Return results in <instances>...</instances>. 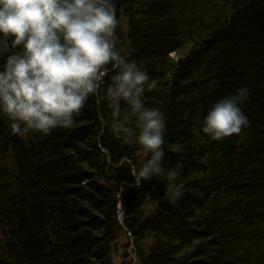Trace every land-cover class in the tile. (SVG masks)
I'll use <instances>...</instances> for the list:
<instances>
[{"label":"trees","instance_id":"trees-1","mask_svg":"<svg viewBox=\"0 0 264 264\" xmlns=\"http://www.w3.org/2000/svg\"><path fill=\"white\" fill-rule=\"evenodd\" d=\"M120 46L143 64L166 119L168 181L135 183L145 158L100 122L92 97L70 129L14 135L0 116V264H264V0H116ZM247 87L248 125L197 135L208 107ZM121 226L130 230L124 232Z\"/></svg>","mask_w":264,"mask_h":264},{"label":"clouds","instance_id":"clouds-1","mask_svg":"<svg viewBox=\"0 0 264 264\" xmlns=\"http://www.w3.org/2000/svg\"><path fill=\"white\" fill-rule=\"evenodd\" d=\"M116 0H0V116L14 135L70 129L92 97L108 110L100 122L144 153L137 186L168 183L169 202L183 195L177 169H166V119L145 102L158 81L120 46ZM247 87L211 104L197 135L222 141L248 125Z\"/></svg>","mask_w":264,"mask_h":264},{"label":"rangeland","instance_id":"rangeland-1","mask_svg":"<svg viewBox=\"0 0 264 264\" xmlns=\"http://www.w3.org/2000/svg\"><path fill=\"white\" fill-rule=\"evenodd\" d=\"M118 251L116 253V257L114 258V264H120L124 259V257L128 256L129 260H132V254L130 252V245L132 244V239L122 236L119 238L118 241Z\"/></svg>","mask_w":264,"mask_h":264},{"label":"bare ground","instance_id":"bare-ground-1","mask_svg":"<svg viewBox=\"0 0 264 264\" xmlns=\"http://www.w3.org/2000/svg\"><path fill=\"white\" fill-rule=\"evenodd\" d=\"M121 228H122V230L124 231V232H128V230H130L128 227H125V226H121ZM128 229V230H127Z\"/></svg>","mask_w":264,"mask_h":264}]
</instances>
